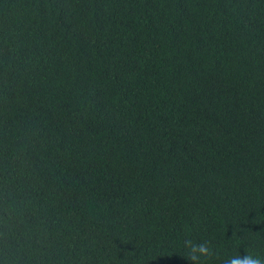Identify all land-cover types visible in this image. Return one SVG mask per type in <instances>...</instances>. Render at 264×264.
Here are the masks:
<instances>
[{"label": "trees", "instance_id": "trees-1", "mask_svg": "<svg viewBox=\"0 0 264 264\" xmlns=\"http://www.w3.org/2000/svg\"><path fill=\"white\" fill-rule=\"evenodd\" d=\"M246 252L264 257V0H0V264Z\"/></svg>", "mask_w": 264, "mask_h": 264}, {"label": "clouds", "instance_id": "clouds-1", "mask_svg": "<svg viewBox=\"0 0 264 264\" xmlns=\"http://www.w3.org/2000/svg\"><path fill=\"white\" fill-rule=\"evenodd\" d=\"M188 243L187 258L193 262L198 261L202 256L211 255V248L205 243L192 244ZM223 264H264V257L252 253H245L243 255H234L225 259Z\"/></svg>", "mask_w": 264, "mask_h": 264}]
</instances>
